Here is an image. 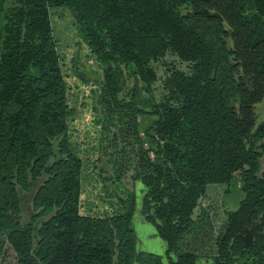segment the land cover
I'll list each match as a JSON object with an SVG mask.
<instances>
[{
  "label": "trees",
  "instance_id": "1",
  "mask_svg": "<svg viewBox=\"0 0 264 264\" xmlns=\"http://www.w3.org/2000/svg\"><path fill=\"white\" fill-rule=\"evenodd\" d=\"M56 9L105 67L103 179L129 191L114 217L80 214ZM202 24L216 28L214 45ZM263 101L264 0H0V264L9 253L15 264H264ZM235 180L242 197L214 254L180 252L209 187ZM137 221L154 227L163 255L138 248Z\"/></svg>",
  "mask_w": 264,
  "mask_h": 264
},
{
  "label": "rangeland",
  "instance_id": "2",
  "mask_svg": "<svg viewBox=\"0 0 264 264\" xmlns=\"http://www.w3.org/2000/svg\"><path fill=\"white\" fill-rule=\"evenodd\" d=\"M249 9L250 6L247 5V10ZM51 15L58 40L62 73L67 86L68 104L75 114L69 132L70 147L83 162L80 214L83 217L93 218L114 217L120 212L117 196L126 198L129 191L116 180L105 182L103 179L109 177V168L101 159L102 128L100 117L96 112V99L105 67L98 61L87 43L78 36L74 18L68 10H52ZM200 26L202 33L214 45L216 28L208 24ZM175 60L176 58L172 56L167 59L168 62L177 63L183 69L184 65ZM155 68L161 80L156 85V94L161 97V82L165 78V67L162 64H155ZM256 113L259 122H264V101L257 104ZM151 125L140 118V129L147 148L155 145L154 130ZM102 172L105 173L101 176ZM241 197L240 184L237 180L231 188L209 187L197 214V225L188 234L187 245H183L180 252L191 250L199 255L214 254L215 237L225 225L228 214L237 208ZM25 219L26 215L23 221ZM137 222L138 248L163 255L164 242L151 236L155 234L154 227ZM249 233L251 240L255 232L252 230ZM6 264H15L13 253H9Z\"/></svg>",
  "mask_w": 264,
  "mask_h": 264
},
{
  "label": "crops",
  "instance_id": "3",
  "mask_svg": "<svg viewBox=\"0 0 264 264\" xmlns=\"http://www.w3.org/2000/svg\"><path fill=\"white\" fill-rule=\"evenodd\" d=\"M143 121H146L147 123L152 124L155 121V118L152 116H146V117H143Z\"/></svg>",
  "mask_w": 264,
  "mask_h": 264
},
{
  "label": "built area",
  "instance_id": "4",
  "mask_svg": "<svg viewBox=\"0 0 264 264\" xmlns=\"http://www.w3.org/2000/svg\"><path fill=\"white\" fill-rule=\"evenodd\" d=\"M153 156V155H152Z\"/></svg>",
  "mask_w": 264,
  "mask_h": 264
}]
</instances>
